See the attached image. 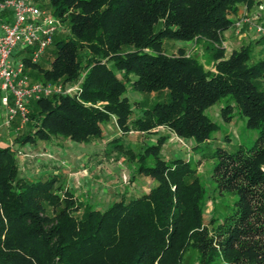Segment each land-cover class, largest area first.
Instances as JSON below:
<instances>
[{"label": "trees", "instance_id": "obj_1", "mask_svg": "<svg viewBox=\"0 0 264 264\" xmlns=\"http://www.w3.org/2000/svg\"><path fill=\"white\" fill-rule=\"evenodd\" d=\"M242 1L253 4L45 1L62 23L54 57L43 67L26 54V71L34 80L79 85L72 94L30 101V127L15 137L19 146L53 136L88 142L102 136L112 117L123 133L131 125L162 126L200 144L219 127L207 109L220 99L224 121L236 108L257 135L248 147L215 149L212 177L237 198L231 212L208 220L196 169L183 157H161L157 143L145 147L137 171L158 184L104 209L83 204L56 175L20 176L16 150L0 143V264H183L191 250L196 264H264V236H255L259 227L264 234V56L251 61L250 44L225 56L222 45ZM4 12L0 21L8 18ZM165 40L203 42L214 69L182 47L166 52ZM129 90L160 97L139 113ZM149 156L150 164L143 161Z\"/></svg>", "mask_w": 264, "mask_h": 264}, {"label": "rangeland", "instance_id": "obj_2", "mask_svg": "<svg viewBox=\"0 0 264 264\" xmlns=\"http://www.w3.org/2000/svg\"><path fill=\"white\" fill-rule=\"evenodd\" d=\"M34 1L44 8L46 0ZM239 7L240 14L234 17V25L223 33L222 45L225 48V56H228L232 51L250 44L251 61L254 62L264 56V34L258 31V28L264 29V0H253V4L249 6L242 1ZM4 11L0 13L4 14ZM204 46L203 42L192 40H165L163 44L168 53H175L178 47H182L186 55L196 57L205 68L214 69L213 61L209 59V52ZM53 49L51 44L40 55L38 62L41 66H49L54 57ZM35 80L43 81L41 76ZM128 95L131 100L136 101V110L139 113L142 108L150 106L160 97L153 93L131 90ZM223 102L224 99H220L207 109V114L219 127L207 141L200 144H196L192 139L181 138L162 126L140 130L131 125L130 129L123 133L113 117L103 123L102 136L92 138L88 142L53 136L48 140L38 138L19 146L15 137L30 126L26 124L17 129V123H14L1 129L0 143L16 150L20 176L56 175L57 184L68 187L83 204L87 203L98 209H104L121 197H136L149 192L158 184L156 177L137 171L145 147L157 143L161 157L167 160L183 157L196 169V174L205 187L202 207L205 219L208 220L212 215L222 216L231 212L237 198L233 192L220 191L212 177V167L217 160L213 157L215 149L222 147L233 151L239 144L248 147L257 135L255 129L245 126V117L236 112V108L232 119L229 122L224 121L220 114ZM0 113H3L1 105ZM1 120L2 116L0 122ZM143 161L152 163V156ZM260 218L264 219V215ZM258 223L257 220L256 224ZM255 236H264L260 234V227ZM195 258V251H188L183 257V264H196Z\"/></svg>", "mask_w": 264, "mask_h": 264}, {"label": "built area", "instance_id": "obj_3", "mask_svg": "<svg viewBox=\"0 0 264 264\" xmlns=\"http://www.w3.org/2000/svg\"><path fill=\"white\" fill-rule=\"evenodd\" d=\"M4 10L9 17L0 21V131L15 122L17 129L22 128L28 121L30 101L72 94L79 85V81L34 80L26 71L23 58L29 54L32 63L38 62L61 28V19L34 0H0V11ZM258 31L264 34V29Z\"/></svg>", "mask_w": 264, "mask_h": 264}, {"label": "crops", "instance_id": "obj_4", "mask_svg": "<svg viewBox=\"0 0 264 264\" xmlns=\"http://www.w3.org/2000/svg\"><path fill=\"white\" fill-rule=\"evenodd\" d=\"M2 116V114L0 113V117Z\"/></svg>", "mask_w": 264, "mask_h": 264}]
</instances>
